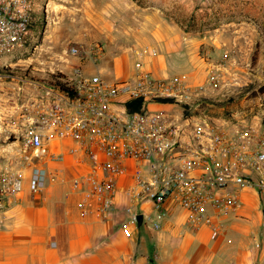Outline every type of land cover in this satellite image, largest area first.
<instances>
[{
  "label": "built area",
  "instance_id": "obj_1",
  "mask_svg": "<svg viewBox=\"0 0 264 264\" xmlns=\"http://www.w3.org/2000/svg\"><path fill=\"white\" fill-rule=\"evenodd\" d=\"M35 5V0H0V62L28 42ZM70 54L90 55L96 61L104 56V48L99 43L89 50L73 46ZM217 82L212 75L210 83ZM35 88L37 93L24 91L20 109L18 166L0 170V222L2 196L19 193L26 179L32 193L42 191L60 176V170L50 166L72 158L85 169L71 180V190L83 196L82 215L105 217L115 206L119 179L132 176L125 190L131 202L129 219L122 225L127 236L138 222L136 205L151 202L163 215L174 202L192 229L208 226L211 238L217 239L249 193L257 195L264 228L262 125L235 115L217 122L186 114L178 107L191 110L198 96L184 78H157L140 60L129 80L87 76L77 66L72 75ZM136 101L141 108L132 112L129 104ZM164 101L173 110L147 108Z\"/></svg>",
  "mask_w": 264,
  "mask_h": 264
},
{
  "label": "crops",
  "instance_id": "obj_2",
  "mask_svg": "<svg viewBox=\"0 0 264 264\" xmlns=\"http://www.w3.org/2000/svg\"><path fill=\"white\" fill-rule=\"evenodd\" d=\"M163 14L155 8L147 13L136 62L142 61L157 78L179 75L191 89L200 87L207 74L219 81L215 69L227 68L199 54L206 38L187 35ZM136 62L115 60L110 65L117 80H129L135 76ZM151 105L147 108L153 111L156 107ZM50 168L60 170L56 183L32 193L26 179L19 193L1 197L5 207L0 264H264V232L255 193H249L239 213L225 222L217 239L211 238L208 226L192 229L174 202L163 215L151 202L136 205L141 223L133 224L127 236L122 225L131 207L125 194L133 180L130 174L119 179L115 206L103 217L80 212L83 196L71 190V180L85 171L82 166L67 158ZM147 220H152L150 227ZM254 236H263L261 244H255Z\"/></svg>",
  "mask_w": 264,
  "mask_h": 264
},
{
  "label": "rangeland",
  "instance_id": "obj_3",
  "mask_svg": "<svg viewBox=\"0 0 264 264\" xmlns=\"http://www.w3.org/2000/svg\"><path fill=\"white\" fill-rule=\"evenodd\" d=\"M35 1L31 37L0 62V170L17 167L16 129L24 91L37 93L35 85L72 75L77 66L87 76L117 80L110 64L138 60L137 48L146 34L143 23L152 8L162 9L163 16L187 35L205 37L199 54L227 68L215 69L216 85L210 83L211 73L192 89L198 96L195 107L178 109L217 122L235 115L264 127V92L259 91L264 86V0ZM96 43L104 48V56L96 61L90 55L70 54L73 46L89 50ZM151 106L156 107L153 111L172 110L170 103ZM145 223L150 227L152 220ZM261 237L254 236L256 245Z\"/></svg>",
  "mask_w": 264,
  "mask_h": 264
},
{
  "label": "trees",
  "instance_id": "obj_4",
  "mask_svg": "<svg viewBox=\"0 0 264 264\" xmlns=\"http://www.w3.org/2000/svg\"><path fill=\"white\" fill-rule=\"evenodd\" d=\"M254 56H255V54H254ZM259 91L264 92V86H262ZM164 103H167V101H164ZM141 105H142L141 101H136V102L130 103L129 104V110L132 112L140 110Z\"/></svg>",
  "mask_w": 264,
  "mask_h": 264
},
{
  "label": "water",
  "instance_id": "obj_5",
  "mask_svg": "<svg viewBox=\"0 0 264 264\" xmlns=\"http://www.w3.org/2000/svg\"><path fill=\"white\" fill-rule=\"evenodd\" d=\"M138 223H141V216H138Z\"/></svg>",
  "mask_w": 264,
  "mask_h": 264
}]
</instances>
